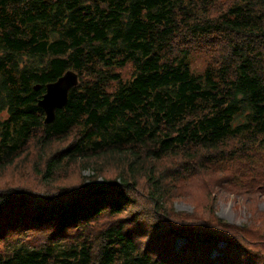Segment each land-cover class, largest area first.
Segmentation results:
<instances>
[{
    "label": "trees",
    "instance_id": "16d2710c",
    "mask_svg": "<svg viewBox=\"0 0 264 264\" xmlns=\"http://www.w3.org/2000/svg\"><path fill=\"white\" fill-rule=\"evenodd\" d=\"M69 69L45 123L39 100ZM263 156L264 0H0V264H264V211L251 232L170 203L172 180L208 170L251 193ZM30 228L48 233L10 243Z\"/></svg>",
    "mask_w": 264,
    "mask_h": 264
},
{
    "label": "rangeland",
    "instance_id": "374dc122",
    "mask_svg": "<svg viewBox=\"0 0 264 264\" xmlns=\"http://www.w3.org/2000/svg\"><path fill=\"white\" fill-rule=\"evenodd\" d=\"M231 44H233V41L228 42V46ZM211 55L212 46L210 44H204L193 48L187 58L192 72L196 74L203 73L210 64ZM119 70L121 71L123 79H126L131 76L134 69L131 62H128L126 66L121 69L119 68L118 71ZM259 167H261L262 174L257 177L259 178L258 182H261L262 185L258 183L257 186L261 185L260 188H253L251 193H246L248 191L247 188H243L240 192H236L233 190L232 185L229 186V182L220 185V187L215 186L214 182L216 180L218 183L220 180L218 176H220L221 173L212 170L204 171L198 175L196 173L193 175H184L182 179L178 177L175 184L171 183L172 196L170 201V203L173 204L175 212L179 213H174L177 215L176 219L179 221L193 220L197 223L206 213H211V211H213V214H216L217 217L231 224L238 227L240 226L242 229L244 227H249L251 232L255 231L256 229H251V225L255 223L259 225L257 221H259L258 218L260 219V217H258L257 214L258 212L264 211V156L259 161ZM188 172L193 171L189 169L184 170V173ZM85 173H88V171ZM6 176H9V174H6ZM79 179L80 177H77L75 174L62 178V180L68 181V183L77 182ZM207 191L215 192L212 195L214 198L211 197L210 200H206ZM154 216L153 213L150 214V217ZM101 220L104 221L105 218ZM209 224H214V222L211 221ZM262 226H264V224ZM46 233H48L47 229L30 228L22 233L11 235L10 243L14 239L19 238L18 241H29L30 244H36L44 240ZM181 242L182 240H179L178 244ZM2 248L3 246L1 244L0 249Z\"/></svg>",
    "mask_w": 264,
    "mask_h": 264
},
{
    "label": "water",
    "instance_id": "95a60500",
    "mask_svg": "<svg viewBox=\"0 0 264 264\" xmlns=\"http://www.w3.org/2000/svg\"><path fill=\"white\" fill-rule=\"evenodd\" d=\"M79 82L76 71L69 69L55 81L46 85V91L39 100V106L45 111V123H51L56 117V110L65 107L70 90Z\"/></svg>",
    "mask_w": 264,
    "mask_h": 264
},
{
    "label": "bare ground",
    "instance_id": "6f19581e",
    "mask_svg": "<svg viewBox=\"0 0 264 264\" xmlns=\"http://www.w3.org/2000/svg\"><path fill=\"white\" fill-rule=\"evenodd\" d=\"M142 4V3H141ZM232 18H233V16H232ZM164 26V25H163ZM146 35V34H145ZM162 35V34H161ZM167 37V36H166ZM161 38V37H160ZM163 40V39H162ZM137 42V41H136ZM158 43V42H157ZM156 44V43H155ZM256 46V45H255ZM159 48V47H158ZM138 51H140V50H138ZM149 53H150V51H149ZM156 53H157V51H156ZM252 57V56H251ZM147 58V57H146ZM236 58V57H235ZM145 59V58H144ZM232 59V58H231ZM249 59V58H248ZM141 62V61H140ZM257 62V61H256ZM262 64V63H261ZM159 65V64H158ZM233 65V64H232ZM232 65H230L231 67H232ZM236 66V65H235ZM254 67V66H253ZM158 68H159V66H158ZM258 68V67H257ZM140 69V68H139ZM233 69H234V67H233ZM241 69V68H240ZM151 70V69H150ZM153 70V69H152ZM162 70V69H161ZM141 72V71H140ZM154 72V71H153ZM249 72V71H248ZM252 72V71H251ZM144 73V72H143ZM139 74H141V73H139ZM143 75V74H142ZM159 75H160V73H159ZM251 76H253V75H251ZM145 77V76H144ZM246 78V77H245ZM227 79V78H226ZM241 80V79H240ZM225 81V80H224ZM227 83V82H226ZM231 85V84H230ZM157 88V87H156ZM156 88H154L155 90H156ZM227 88V87H226ZM247 88V87H246ZM36 89H38V87H36ZM158 89V88H157ZM149 90V89H148ZM133 91V90H132ZM127 92V91H126ZM155 92V91H154ZM161 93V92H160ZM123 94V93H122ZM124 95V94H123ZM153 95V94H152ZM165 95V94H164ZM125 96V95H124ZM144 96V95H143ZM162 96V95H161ZM233 96V95H232ZM153 98V97H152ZM121 99V98H120ZM158 103V102H157ZM134 104H135V101H134ZM140 104V103H139ZM136 105V104H135ZM133 107V106H132ZM142 107V106H141ZM169 107V106H168ZM152 108V107H151ZM153 108H154V106H153ZM156 108V107H155ZM165 108V107H164ZM141 110V109H140ZM186 112V111H185ZM131 114H132V112H131ZM83 115V114H82ZM162 115V114H161ZM84 116V115H83ZM82 116V117H83ZM85 116H86V114H85ZM131 116V115H130ZM138 116V115H137ZM173 116H175V115H173ZM181 116V115H180ZM143 117H144V115H143ZM125 119H126V117H124ZM153 118V117H152ZM150 119V118H149ZM137 120V119H136ZM144 121H145V119H144ZM151 121V120H150ZM179 121V120H178ZM178 124V123H177ZM139 125V124H138ZM169 125V124H168ZM31 126V125H30ZM29 126V127H30ZM171 126V125H170ZM178 126V125H177ZM35 127V126H34ZM37 127V126H36ZM35 127V128H36ZM165 127H166V124H165ZM33 128V127H32ZM40 128V127H39ZM44 128V127H43ZM42 128V129H43ZM92 129H93V127H91ZM144 129V128H143ZM24 130V129H23ZM40 130H41V128H40ZM44 130V129H43ZM88 130V129H87ZM86 130V131H87ZM90 130V129H89ZM38 130H36V132H37ZM45 131V130H44ZM97 132V131H96ZM35 134V133H34ZM37 134V133H36ZM82 134V133H81ZM36 136V135H35ZM144 136V135H143ZM161 136V135H160ZM32 137V136H31ZM30 137V138H31ZM140 137V136H139ZM29 138V137H28ZM156 139H158V137L156 138ZM161 139H163V137L161 138ZM28 140V139H27ZM35 140V139H34ZM38 140V139H37ZM46 140V139H45ZM48 140V139H47ZM50 140V139H49ZM159 140V139H158ZM22 141V140H21ZM41 143V142H40ZM161 143V142H160ZM23 144V143H22ZM26 144V143H25ZM42 144V143H41ZM21 145V144H20ZM158 145V144H157ZM23 147V146H22ZM14 151V150H13ZM24 154H23V152H22V156H23ZM63 158V157H62ZM64 159V158H63ZM62 160V159H61ZM28 162V161H27ZM27 162L25 163V164H27ZM40 163V162H39ZM62 165V164H61ZM187 165V164H186ZM188 165H189V163H188ZM23 166V165H22ZM45 166V165H44ZM63 166V165H62ZM172 166V165H171ZM183 166V165H182ZM180 167H181V165H180ZM186 167V166H185ZM163 168V167H162ZM60 169V168H59ZM176 169V168H175ZM55 170V169H54ZM158 171V170H157ZM172 171H174V170H172ZM163 172V171H162ZM38 173V172H37ZM174 173V172H173ZM165 174H167V173H165ZM167 176V175H166ZM171 176V175H170ZM180 177V176H179ZM113 178V177H112ZM166 178H168V176L166 177ZM171 178V177H170ZM108 179V178H107ZM169 179V178H168ZM50 181V180H49ZM170 182V181H169ZM174 181L172 180V182L171 183H173ZM46 183V182H45ZM142 184V183H141ZM174 184H175V182H174ZM54 185V184H53ZM56 185V184H55ZM36 187H38V186H36ZM40 187V186H39ZM47 187V186H46ZM54 187V186H53ZM179 187V186H178ZM177 188V187H176ZM35 190H37V189H35ZM63 190V189H62ZM144 190V189H143ZM39 191V190H38ZM55 191V190H54ZM177 191H178V188H177ZM62 192V191H61ZM35 193H36V191H35ZM48 193V192H47ZM178 193V192H177ZM55 194V193H54ZM179 194V193H178ZM140 195V194H139ZM179 196V195H178ZM61 197V196H60ZM71 199V198H70ZM59 204V203H58ZM42 205V204H41ZM56 207V206H55ZM61 209V208H60ZM40 213V212H39ZM67 213V212H66ZM138 213V212H137ZM57 214V213H56ZM44 216V215H43ZM53 216V215H52ZM47 217V216H46ZM56 217V216H55ZM73 218V217H72ZM56 219V218H55ZM76 221V220H75ZM82 226V225H81ZM93 227V226H92ZM89 229V228H88ZM92 229V228H91ZM74 230H75V227H74ZM73 230V231H74ZM80 231H81V229H79ZM75 232V231H74ZM89 232V231H88ZM76 233H78V232H76ZM82 233V232H81ZM100 234V233H99ZM106 234V233H105ZM108 238V237H107ZM109 239V238H108ZM112 243V242H111ZM103 244V243H102ZM111 246V245H110ZM76 247V246H75ZM109 247V246H108ZM73 249V248H72ZM73 263V262H72ZM71 264V263H70ZM81 264V263H80Z\"/></svg>",
    "mask_w": 264,
    "mask_h": 264
}]
</instances>
